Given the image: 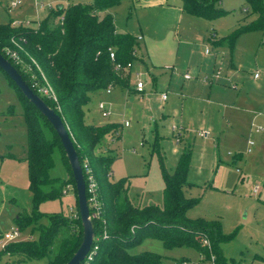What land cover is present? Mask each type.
I'll return each instance as SVG.
<instances>
[{"label":"rangeland","instance_id":"obj_1","mask_svg":"<svg viewBox=\"0 0 264 264\" xmlns=\"http://www.w3.org/2000/svg\"><path fill=\"white\" fill-rule=\"evenodd\" d=\"M0 0V25L36 28L57 7L89 4L93 0ZM182 0H121L105 9L118 32L134 37L136 59L131 67L129 89L119 85L91 94L84 107L86 122L113 123L116 129L101 141L100 150L113 157L110 179L127 178L128 195L140 205L163 204L160 163L167 171L177 165L180 154L191 153L185 193L199 200L187 215L191 219H219L223 231L233 238L224 243L227 264H264V28L242 31L262 14L248 0H221L225 11L215 19L181 13ZM264 5V0H263ZM14 22V23H13ZM29 22V26L25 25ZM238 34L234 47L217 44ZM209 48L210 54L205 50ZM222 72L218 75V69ZM141 73L144 90L134 89ZM259 73L256 77L255 74ZM190 75L186 79L185 75ZM127 75V73H126ZM166 93L167 98L160 100ZM103 102L110 115L102 116ZM22 104L13 86L0 71V231L16 225L15 217L31 215L28 189L26 125ZM128 125H125V122ZM46 136L47 125L41 121ZM175 126L180 131L176 143ZM262 128L261 132L255 130ZM202 131H209L207 138ZM249 141L254 145L249 151ZM51 177L69 180L59 151L53 153ZM259 185L260 193L254 188ZM60 198L44 200L41 213L62 212L76 216L73 187ZM43 191H49L45 185ZM71 208V209H70ZM41 223H47L41 217ZM28 226L20 240L38 238ZM19 240V241H20ZM152 251L162 264H201L193 247L167 249L159 239L145 238L129 252ZM48 258L19 260L4 254L0 264H47Z\"/></svg>","mask_w":264,"mask_h":264},{"label":"trees","instance_id":"obj_2","mask_svg":"<svg viewBox=\"0 0 264 264\" xmlns=\"http://www.w3.org/2000/svg\"><path fill=\"white\" fill-rule=\"evenodd\" d=\"M120 1L93 0L89 4L57 7L40 20L36 28L16 29L9 23L0 25V53L15 66L29 87L61 116L81 166L87 160L98 183L102 209L100 216L92 219L94 241L91 248L96 246V249L92 258L82 264H162L161 256L155 252H129L145 238L159 239L167 249L193 247L201 253V264H227L222 245L233 235L224 233L219 219H191L187 215L190 208L199 202L185 193L191 186L188 180L190 151L180 154L177 165L170 172L161 161L162 206L134 203L128 195V179H110L113 157L95 153L104 136L116 127L113 123H87L84 107L91 94L98 90L114 85L129 88V73L136 59L137 37L118 32L110 14L100 16L102 11ZM219 1L182 0L181 9L194 16L215 19L225 13L217 6ZM248 1L262 16L242 31L264 28L263 0ZM237 35L225 37L217 44H228L233 48ZM7 47L16 50L18 64L7 54ZM110 53H113V58ZM4 75L22 104L27 130L26 160L32 213L19 214L15 222L20 231L32 226L31 231L37 230L38 238L9 243L0 250V258L4 254L17 256L19 260L47 257V264H65L82 240L78 206L76 216H68L62 212L41 213L38 205L44 200L60 198L69 184L76 198L71 168L51 124ZM44 79L55 92L56 102L33 86L34 81L41 83ZM41 121L49 128L51 137L46 136ZM56 149L69 173V180L62 183L50 175ZM45 185L50 187L47 192L42 189ZM41 217H46L47 223H41ZM205 240L209 244L204 243Z\"/></svg>","mask_w":264,"mask_h":264},{"label":"water","instance_id":"obj_3","mask_svg":"<svg viewBox=\"0 0 264 264\" xmlns=\"http://www.w3.org/2000/svg\"><path fill=\"white\" fill-rule=\"evenodd\" d=\"M59 8H61V6H59ZM0 69L8 76L23 96L47 119L60 139L73 175L78 212L82 225L81 243L65 264H82L92 248L94 228L86 198L84 174L72 137L61 116L29 87L20 72L2 53H0Z\"/></svg>","mask_w":264,"mask_h":264},{"label":"built area","instance_id":"obj_4","mask_svg":"<svg viewBox=\"0 0 264 264\" xmlns=\"http://www.w3.org/2000/svg\"><path fill=\"white\" fill-rule=\"evenodd\" d=\"M18 4H20V0H15V1H11L9 7H16ZM14 23V22H13ZM29 22H25L26 26H29ZM142 36L139 35L137 36V40H141ZM13 43L17 46V43L13 41ZM7 54L9 55V57H11L17 64L20 62L17 54H16V50L11 49V48H6L5 49ZM206 54H210L211 50L209 48H206ZM110 57L113 58L114 55L113 53H110ZM222 72V68L218 69L217 74L219 75ZM141 73H136V78L137 81L135 83L134 86V90H136L137 92L141 93L144 90V83L140 78ZM256 77L259 76V73L257 72L255 74ZM186 79H190V75H185ZM33 86L44 96L52 99L53 101L56 102V95L55 92L53 91V89L51 88V86L49 85V83L44 79L43 82L39 83L38 81H34L33 82ZM112 88V86H109L106 90L110 91ZM167 98L166 93H162L160 95V100L164 101ZM98 109L100 110L102 116L107 117L110 115V112L108 110V108L105 106V104L103 102H99L98 103ZM125 125H128V122H125ZM263 129L262 128H258L255 131L256 132H261ZM171 132L174 133L176 132L175 137V141L176 143L180 142V137H181V133L180 131L176 130L175 126L171 127ZM210 135L209 131H202L201 132V136L204 138H207ZM254 145L253 141H249V151H251V147ZM82 170H83V174H84V180H85V186H86V198H87V203L90 209V216L91 218H98L101 214V209H102V202L99 198V191H98V183L96 181L94 172L91 168V166L89 165L88 161L85 160L83 165H82ZM70 186L67 185L65 190H64V194H67L68 190H70ZM261 187L259 185H257L254 188V192L255 193H259L260 192ZM20 236H21V231L19 230V228L17 226H13L11 227L9 230L5 231V232H0V250H3L5 248L6 245H8L9 243H13V242H17L20 240ZM204 243L209 244L208 240H205ZM96 249V246H94L93 249L90 250L88 256L86 259H91L92 258V254L94 252V250ZM182 264H190V262L188 261H183Z\"/></svg>","mask_w":264,"mask_h":264},{"label":"crops","instance_id":"obj_5","mask_svg":"<svg viewBox=\"0 0 264 264\" xmlns=\"http://www.w3.org/2000/svg\"><path fill=\"white\" fill-rule=\"evenodd\" d=\"M179 9H180V11H181V13H185V12H183L182 11V9H181V4H180V6H179ZM139 36V35H138ZM142 36V39H143V35H141ZM141 39V40H142ZM206 51V50H205ZM206 53V52H205ZM128 90H130L129 88H128ZM132 91H134V89H131ZM97 107H98V105H97ZM100 111V110H99ZM85 121H86V119H85ZM87 123H89V122H87ZM92 124V123H91ZM99 124H102V123H99ZM95 153L96 154H99V153H101V154H107L106 153V151H104V149H103V151H101L100 150V146L99 147H97L96 149H95ZM261 190V189H260ZM260 193V192H259ZM71 209V208H70ZM16 226V225H15ZM1 232V231H0Z\"/></svg>","mask_w":264,"mask_h":264}]
</instances>
